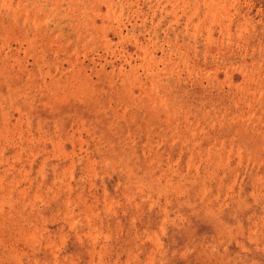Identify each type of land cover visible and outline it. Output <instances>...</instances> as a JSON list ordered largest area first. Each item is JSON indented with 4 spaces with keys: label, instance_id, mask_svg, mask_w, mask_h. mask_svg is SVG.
Instances as JSON below:
<instances>
[{
    "label": "rangeland",
    "instance_id": "374dc122",
    "mask_svg": "<svg viewBox=\"0 0 264 264\" xmlns=\"http://www.w3.org/2000/svg\"><path fill=\"white\" fill-rule=\"evenodd\" d=\"M0 264H264V0H0Z\"/></svg>",
    "mask_w": 264,
    "mask_h": 264
}]
</instances>
